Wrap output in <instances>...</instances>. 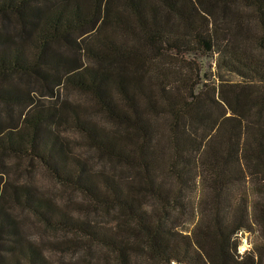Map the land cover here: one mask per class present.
Listing matches in <instances>:
<instances>
[{"label": "trees", "instance_id": "trees-1", "mask_svg": "<svg viewBox=\"0 0 264 264\" xmlns=\"http://www.w3.org/2000/svg\"><path fill=\"white\" fill-rule=\"evenodd\" d=\"M24 161L113 229L14 178ZM29 216L114 264H264L236 241L264 233V0H0V264H49Z\"/></svg>", "mask_w": 264, "mask_h": 264}, {"label": "rangeland", "instance_id": "rangeland-1", "mask_svg": "<svg viewBox=\"0 0 264 264\" xmlns=\"http://www.w3.org/2000/svg\"><path fill=\"white\" fill-rule=\"evenodd\" d=\"M69 53V52H68ZM70 54V53H69ZM213 73L216 72L215 66L212 63V70ZM229 79L236 80L238 79L235 75L228 76ZM213 79V78H212ZM66 93H69V96H71L73 99L76 98V96L82 97V100H80V103H84L85 105L90 104V99L86 97L85 95H79L72 89H67L65 91ZM46 100V99H45ZM47 103V101H43ZM95 119L99 120L100 123L103 122V124H107L108 122H104L103 119L96 113L92 114ZM91 115V116H92ZM66 136H69L73 139V135H69L65 131H63ZM68 137V140L70 141L71 148L73 147L74 150L80 149L79 142L75 139H71ZM91 156V154H90ZM9 160H11L9 158ZM95 163L101 164L100 161L92 159ZM97 164V165H98ZM22 172L20 173H14L12 174L14 178H16V175L20 176L21 180H27L32 186L33 192H36L39 195L46 196L53 200V203L55 206H57L60 210H68L69 212H72L74 215H81V216H88L91 218V220L100 223L101 227H105L108 230H112L113 224L117 222L116 215L114 212L106 213L103 208H93L89 207V210L87 212L81 213L77 207H74L73 201L74 200H82L83 197L75 193L74 191L69 190L68 188L64 187L63 185H60L54 181H52L48 175L40 168V166H32L27 164V162L21 163ZM106 168H108V165H105ZM250 186V185H249ZM248 189V193H249ZM201 194V192L199 193ZM231 194L233 196H237L238 194H241L239 191V188L237 186H234L231 190ZM84 201V200H83ZM85 202V201H84ZM87 203V201L85 202ZM89 205V204H88ZM27 220L24 222V230L27 232V235L30 239L34 240L39 244L41 247L45 257L47 258V262L49 264H64L65 262L69 261H76L78 258H81L83 256H88L92 258V262L94 264H114L113 257L109 252L97 245H93L91 247V250H70L67 252H64L61 249H55L51 242L63 240L66 236H69V234L64 235L60 231H52L47 228H43L42 225H39V223L33 221V218L29 216L26 218ZM188 215H185L182 218L181 225L183 229H190L192 227V224L187 221ZM252 230L250 231H240L237 232V249L239 253H246V252H255V253H262L264 254V233H262L259 229V226L256 222H254L252 225ZM65 236V237H64ZM257 246V248H256ZM191 264H194L190 261ZM152 264V263H149Z\"/></svg>", "mask_w": 264, "mask_h": 264}]
</instances>
